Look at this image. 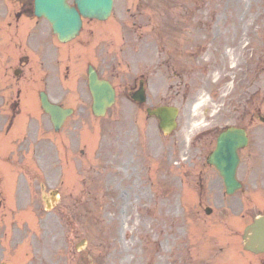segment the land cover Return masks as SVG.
<instances>
[{"label":"rangeland","instance_id":"obj_1","mask_svg":"<svg viewBox=\"0 0 264 264\" xmlns=\"http://www.w3.org/2000/svg\"><path fill=\"white\" fill-rule=\"evenodd\" d=\"M17 7L16 0H0V103L15 99L16 89L31 78L30 70L35 62L19 81L9 69L15 67L17 49L24 52L27 39L29 47L39 45L38 41L34 42L33 33L42 31L39 26L29 30L31 23L27 19L16 21L12 13ZM95 28L98 30L92 31ZM91 31L94 35L84 41ZM81 32L75 40L55 48L63 54L57 65L54 61L49 63L57 79L63 80L61 68L66 74L64 87L60 83V88L54 87L52 94L64 106L74 108V114L59 132L52 130L44 114L31 122L38 138L50 137L53 142L46 147V141H42L43 149L38 151L43 169H63L60 171L69 175L68 182L61 183V187L57 185L61 201L52 208L54 212L59 208L65 219L58 221L55 213H50L46 215L49 219L38 222L28 210L21 213L29 217L32 229L52 232L43 235L45 240L41 241L42 245L50 246L51 251L46 254L47 258L50 256L48 264H160L162 243L159 247L155 238L161 236L158 202L161 195L154 187L152 198L143 177L148 169L150 175L153 169H209L204 163V152L208 149L204 141L194 145L190 137L186 142V136L193 137L204 126L224 120L223 106L214 113L217 110L214 103L222 100L215 91L219 88L221 93L228 85L225 81H232L234 75L245 80L253 78L254 59L262 61L260 76L264 86V0H114L107 20H86ZM6 43L10 45L7 47ZM162 43L167 53L163 51L160 55L156 51ZM97 54L100 75L109 79L117 92L114 106L101 119L91 114L85 72L87 63L97 64ZM243 60L251 62V67L247 64L241 76L237 66ZM160 62L177 63L181 69L163 67V75L157 67ZM148 64L152 69L156 67V75L146 68ZM175 73L182 75L179 89L169 85L176 82ZM139 74L149 75L148 82L153 83V92L147 89L144 105H135L126 95ZM56 83L55 80V86ZM25 95L26 107L37 111L38 102L30 86ZM200 96H207L208 100L191 108V103ZM164 101L180 108L178 130L170 137L162 136L156 121L145 116L146 107ZM205 110L208 112L204 113ZM197 122L201 123L194 125ZM3 144L9 145L10 140ZM198 151H202L201 158H194ZM7 153L6 149L4 155ZM28 164L34 165L30 154L22 157V163L18 161L21 167ZM83 184L87 188L86 196L81 190ZM212 193L219 199L222 192ZM214 195L206 203L212 206L213 216L205 217L202 212L199 221H190L196 227L190 233L192 238L202 230L217 227L215 221L210 222L212 219H220L217 221L220 224L222 218L227 221L221 215V201L213 199ZM232 197L228 253L238 258L239 264H264V253L254 257L243 252L240 236V220L244 224L259 212L248 205L249 216L239 219L240 194L236 192ZM261 208L264 210V204ZM147 210H151V216ZM1 214L0 210V218ZM4 221L8 220L4 218ZM6 228L12 229L11 225ZM42 238L39 235L38 242ZM229 238L223 241L228 242ZM76 246L82 247L76 249ZM41 254L44 256L45 251Z\"/></svg>","mask_w":264,"mask_h":264},{"label":"water","instance_id":"obj_2","mask_svg":"<svg viewBox=\"0 0 264 264\" xmlns=\"http://www.w3.org/2000/svg\"><path fill=\"white\" fill-rule=\"evenodd\" d=\"M35 2L37 13L49 19L62 40L70 38L76 32L80 24L79 15L74 8L66 4L65 0H35ZM75 2L82 15L99 19L108 15L111 4V0H75ZM90 89L94 98V112L102 114L105 107L113 101L114 92L107 82L97 80L93 73L90 74ZM49 111L55 118H60L65 113L56 106H50ZM226 184L228 186L230 184V190L235 187L232 179H227ZM251 228L255 233L264 237L259 231V221Z\"/></svg>","mask_w":264,"mask_h":264},{"label":"flooded vegetation","instance_id":"obj_3","mask_svg":"<svg viewBox=\"0 0 264 264\" xmlns=\"http://www.w3.org/2000/svg\"><path fill=\"white\" fill-rule=\"evenodd\" d=\"M255 130V139L258 137V132L261 130V124H257ZM249 132V130H248ZM256 150L255 153L258 151H262V143L260 140L254 141ZM263 166H260L261 169H241L240 171V179L242 182V193H244V199L249 201L257 202L264 196V169ZM259 189V191H258ZM253 191V192H252ZM15 206L17 208L21 207H29L30 211L34 214H37V205L35 200L31 199L29 195H25L22 197H17L15 200ZM18 234L17 232H13L12 237ZM16 238L21 239V235H16ZM16 242V240L14 241ZM17 247L13 248V251H16ZM9 252L8 257L6 256V252L2 247H0V263L2 262H10L11 260L15 259V252ZM26 254H32L31 256H27V259L22 264H37L38 263V256L36 255V251H33L32 248L29 249V252L26 251Z\"/></svg>","mask_w":264,"mask_h":264},{"label":"bare ground","instance_id":"obj_4","mask_svg":"<svg viewBox=\"0 0 264 264\" xmlns=\"http://www.w3.org/2000/svg\"><path fill=\"white\" fill-rule=\"evenodd\" d=\"M205 98H206V97H202V98H200L199 103L205 101V100H206ZM197 105H198V100L194 103L193 106L196 107Z\"/></svg>","mask_w":264,"mask_h":264}]
</instances>
